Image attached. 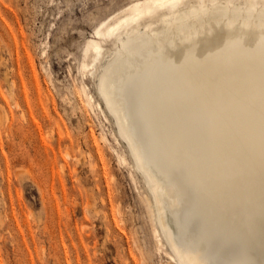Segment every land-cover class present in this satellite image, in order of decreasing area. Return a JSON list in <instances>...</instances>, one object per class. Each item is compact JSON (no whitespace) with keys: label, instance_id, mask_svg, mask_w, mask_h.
Segmentation results:
<instances>
[{"label":"bare ground","instance_id":"obj_1","mask_svg":"<svg viewBox=\"0 0 264 264\" xmlns=\"http://www.w3.org/2000/svg\"><path fill=\"white\" fill-rule=\"evenodd\" d=\"M262 26L264 0H139L96 31L108 63L101 41L86 49L175 264H264L258 104L226 55L258 49Z\"/></svg>","mask_w":264,"mask_h":264},{"label":"rangeland","instance_id":"obj_2","mask_svg":"<svg viewBox=\"0 0 264 264\" xmlns=\"http://www.w3.org/2000/svg\"><path fill=\"white\" fill-rule=\"evenodd\" d=\"M138 1L0 0V264H175L86 50Z\"/></svg>","mask_w":264,"mask_h":264},{"label":"snow or ice","instance_id":"obj_3","mask_svg":"<svg viewBox=\"0 0 264 264\" xmlns=\"http://www.w3.org/2000/svg\"><path fill=\"white\" fill-rule=\"evenodd\" d=\"M170 6H174V3ZM226 55L230 57L233 64L246 67L251 76V88L258 104L261 148L264 153V40H261L258 49L254 47L245 50L237 46ZM257 104L253 105L254 109Z\"/></svg>","mask_w":264,"mask_h":264}]
</instances>
